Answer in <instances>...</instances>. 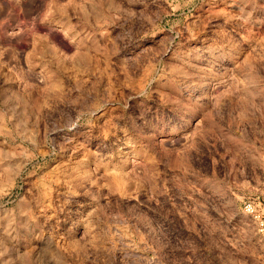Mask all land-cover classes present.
I'll list each match as a JSON object with an SVG mask.
<instances>
[{
    "label": "rangeland",
    "instance_id": "374dc122",
    "mask_svg": "<svg viewBox=\"0 0 264 264\" xmlns=\"http://www.w3.org/2000/svg\"><path fill=\"white\" fill-rule=\"evenodd\" d=\"M10 8L0 264H264V0Z\"/></svg>",
    "mask_w": 264,
    "mask_h": 264
},
{
    "label": "flooded vegetation",
    "instance_id": "af4514ba",
    "mask_svg": "<svg viewBox=\"0 0 264 264\" xmlns=\"http://www.w3.org/2000/svg\"><path fill=\"white\" fill-rule=\"evenodd\" d=\"M11 2H12V0H3V2H2V8L3 9L0 11V17L3 15L11 14V12H12V10L10 8ZM25 11H26V7H25ZM9 17H10V15H9Z\"/></svg>",
    "mask_w": 264,
    "mask_h": 264
},
{
    "label": "bare ground",
    "instance_id": "6f19581e",
    "mask_svg": "<svg viewBox=\"0 0 264 264\" xmlns=\"http://www.w3.org/2000/svg\"><path fill=\"white\" fill-rule=\"evenodd\" d=\"M120 233V232H119ZM53 261V260H52Z\"/></svg>",
    "mask_w": 264,
    "mask_h": 264
}]
</instances>
